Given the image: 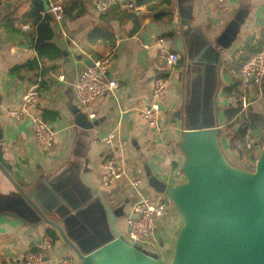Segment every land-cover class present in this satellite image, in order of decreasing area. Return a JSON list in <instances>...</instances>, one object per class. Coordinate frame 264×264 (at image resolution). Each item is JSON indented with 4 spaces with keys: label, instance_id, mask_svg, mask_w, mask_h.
Listing matches in <instances>:
<instances>
[{
    "label": "crops",
    "instance_id": "obj_1",
    "mask_svg": "<svg viewBox=\"0 0 264 264\" xmlns=\"http://www.w3.org/2000/svg\"><path fill=\"white\" fill-rule=\"evenodd\" d=\"M130 1L134 2L120 0L104 13L96 8L97 0H6L0 5V120L17 176L28 179L34 175L38 163L49 170L67 159L74 138L69 111L70 104L74 103V84L86 67L112 52L109 75L118 82V88L113 95L85 109L89 120L99 122L91 132L89 157L95 160L92 180L97 183L102 173L101 163L108 157L124 165L131 179L142 177L144 180L141 169L146 162L166 183L178 184L184 180L179 173L183 155L177 147L181 129L175 121H167L168 115L182 104L183 90L169 85L158 100L162 114L157 127H148L140 116L150 102L156 69H160L156 63V40L169 38L171 50L182 55V41L174 30L176 2L140 7L131 3L130 8ZM45 4L61 5L63 18L55 21L45 10ZM242 7L248 8L249 15L235 46L240 45L250 54L264 51V0H194L192 23L200 25L206 36L213 38ZM95 31L99 35L92 42L90 37ZM102 36H112L115 45L111 46ZM225 79L224 87L232 81L230 76L225 75ZM30 87L38 89L37 111L55 132L51 150L37 144L28 120L18 121L7 115L21 107L22 96ZM223 101L220 102L226 108L231 103L224 98ZM250 109L264 114V97ZM111 133L117 134L119 142L112 147L102 144L101 138ZM225 148L235 164L246 167L241 156L228 149L226 141ZM256 150L254 156L260 148ZM128 187L127 180L122 178L108 189L111 193L106 196L107 202L109 198L115 199L112 206L115 203L117 206L118 202L130 198ZM171 211L173 216L166 218L164 227L155 233V248H163L166 253L172 250L181 226L179 214ZM124 222L121 221L123 232ZM48 230L42 226L34 231L14 219L1 218L0 248L8 263L21 264L26 251L40 252ZM51 244L49 261L44 264H58L62 257L76 258L59 240Z\"/></svg>",
    "mask_w": 264,
    "mask_h": 264
},
{
    "label": "water",
    "instance_id": "obj_2",
    "mask_svg": "<svg viewBox=\"0 0 264 264\" xmlns=\"http://www.w3.org/2000/svg\"><path fill=\"white\" fill-rule=\"evenodd\" d=\"M175 2L174 30L182 41L184 67L156 69L154 79L168 78L184 92L180 107L167 117L181 129L177 147L184 180L166 183L146 162L141 169L152 196L165 198L181 218L169 255L163 248L132 243L118 227L134 218L130 198L112 206L106 199L111 192L92 180L91 132L99 122L89 120L75 100L69 106L74 138L67 159L49 170L38 163L28 179L16 174L0 120V219L34 231L46 226L78 264H264V144L254 168L235 164L225 148L232 133L223 124L226 107L219 99L226 57L240 41L249 10L240 8L209 38L192 23L194 0Z\"/></svg>",
    "mask_w": 264,
    "mask_h": 264
},
{
    "label": "built area",
    "instance_id": "obj_3",
    "mask_svg": "<svg viewBox=\"0 0 264 264\" xmlns=\"http://www.w3.org/2000/svg\"><path fill=\"white\" fill-rule=\"evenodd\" d=\"M120 0H97L96 8L104 13L109 6ZM222 1V0H218ZM6 0H0V5ZM133 5L129 3L131 8ZM48 13L57 22L64 16V10L59 4H50ZM156 63L160 69L172 71L181 70L184 67L182 55L178 51L171 50V40L160 37L156 40ZM235 58L238 60V86L242 93V111H245L255 102L263 100L262 86L264 84V51L244 56L243 48L234 50ZM240 57H243L240 60ZM113 62L112 52L94 61L90 66L80 73L73 87V97L78 107L89 108L97 100L113 95L118 88V82L110 77L109 69ZM170 80L164 77H157L152 83L150 102L140 112V116L148 127H157L161 120V111L158 100L168 88ZM251 92V93H250ZM39 93L36 87H30L22 96V105L18 110H11L8 117L15 120H28L32 126L33 135L37 144L47 150H51L55 144V132L51 126L42 120L37 111ZM101 142L107 146H114L119 142L117 134L111 133L101 138ZM121 144V142H120ZM246 153L251 154L254 143H248ZM254 153V152H253ZM102 173L99 175L97 184L99 188L108 190L115 186L122 178L128 182L130 202L128 205L129 214L133 219H125V234L127 239L142 247L155 248V233L164 227V220L167 216L172 217L170 203L163 197L152 196L144 186V180L139 178H128L125 166L116 158L108 157L101 163ZM144 186V187H143ZM148 193L150 196H148ZM40 252L26 251L21 264H44V257L50 258L52 251L51 240L43 237L40 244ZM0 264H9L0 248ZM58 264H77L73 258L62 257Z\"/></svg>",
    "mask_w": 264,
    "mask_h": 264
},
{
    "label": "trees",
    "instance_id": "obj_4",
    "mask_svg": "<svg viewBox=\"0 0 264 264\" xmlns=\"http://www.w3.org/2000/svg\"><path fill=\"white\" fill-rule=\"evenodd\" d=\"M130 3H132L136 7L146 6L150 4L170 5L171 0H134V2L130 1ZM97 35L99 34L97 31H95L91 35L90 41H95ZM101 38H103L111 46L115 45V39L112 36H102ZM249 54L250 53L244 52L243 57H247ZM243 57H240V60H242ZM232 59L234 62V66H232L231 68H224L223 70V75L230 76L232 81L221 91L222 98L229 102L231 101L229 106H227V108L223 111L222 117L226 131L229 132V130H233L235 126H239V128L237 131H233V135L226 142L228 144V149L231 152H235L236 154L241 156V159L246 165V168L252 169L254 168L256 159V157L254 158L253 152L257 151L256 149L261 148L264 143V117L261 114L254 113L250 108L242 111V93L239 91L237 78L239 65L234 53L232 54ZM250 140L253 141L254 146L256 147L253 148V151H251V154H249V158L251 160H247L243 155H241L242 153L239 150V147L244 146ZM46 235L53 244L58 241L57 235L54 231L48 230L46 232Z\"/></svg>",
    "mask_w": 264,
    "mask_h": 264
},
{
    "label": "rangeland",
    "instance_id": "obj_5",
    "mask_svg": "<svg viewBox=\"0 0 264 264\" xmlns=\"http://www.w3.org/2000/svg\"><path fill=\"white\" fill-rule=\"evenodd\" d=\"M238 46H240V45H236V46L232 49V51L229 52V54H228L227 57H226V59H227V65H226V66H227L228 68H230L231 65L233 64V62H232V58H231V55L233 54L234 49L237 48ZM240 47H241V46H240ZM226 66H225V68H226ZM237 78H238V76H237ZM223 82H224V85L227 84V81H226V79H225V76H223ZM220 101H222V102L224 103L221 94H220ZM254 113L261 114V115L264 117V114L260 113L259 111H258V112H254ZM233 131H234V130H229V132H231L232 135H233ZM252 142H253V141L250 140V141H248L244 146H240V147H239V150H240L241 153H242L241 155H243L247 160H251V159L249 158L250 155H249L248 153H246V147H245V146H246L248 143H252ZM263 144H264V143H263ZM234 153H235V152H234ZM255 157H256V156H254V158H255ZM245 166H246V165H245ZM148 196H150L149 193H148ZM113 201L116 202L115 199L110 200V198H109L108 203H109L110 205H113V203H114ZM122 202H123V201H122ZM118 203H121V201L118 202ZM116 204H117V203H115L114 206H116ZM168 217H169V216H167L166 218H168ZM118 227H119L120 229H122V228H121V222L119 223ZM122 227H123V226H122ZM122 230H123V229H122ZM122 230H121V231H122ZM171 251H172V250H171ZM171 251H169L167 254L169 255ZM167 258H168V257H167ZM73 260L77 262V259H76V258H73ZM77 264H78V263H77Z\"/></svg>",
    "mask_w": 264,
    "mask_h": 264
}]
</instances>
